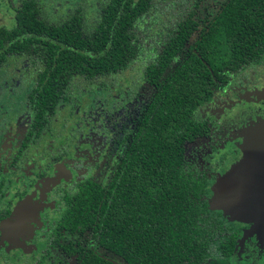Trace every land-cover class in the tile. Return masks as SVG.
I'll use <instances>...</instances> for the list:
<instances>
[{"label":"trees","instance_id":"1","mask_svg":"<svg viewBox=\"0 0 264 264\" xmlns=\"http://www.w3.org/2000/svg\"><path fill=\"white\" fill-rule=\"evenodd\" d=\"M42 1L24 0L14 27L0 30V48L23 47L43 64L38 112L57 81L112 74L136 59L155 88L122 173L97 200L79 196L66 216L97 247L76 248V264H226L233 235L203 198L207 182L183 161V143L207 134L195 109L227 75L261 60L264 0H223L201 22L194 15L204 0H92L93 16L71 8L53 23L41 18Z\"/></svg>","mask_w":264,"mask_h":264},{"label":"flooded vegetation","instance_id":"2","mask_svg":"<svg viewBox=\"0 0 264 264\" xmlns=\"http://www.w3.org/2000/svg\"><path fill=\"white\" fill-rule=\"evenodd\" d=\"M13 1L17 6L11 9L10 22L8 25L0 24V30L10 31L16 23V13L24 0ZM91 1L77 0L70 3L68 0L61 14L51 10L53 4L49 0L42 1L40 8L45 11L46 17L41 18L53 23L71 8H83L87 15L93 16L96 13L93 7L99 4ZM198 8L194 15L198 22L208 20L214 14L208 19H197ZM9 44L4 43L0 48V73L10 58L18 57L29 60L24 64L25 68L37 69L31 87L23 93V97H20L22 99L15 98L21 94L22 87L13 89L6 79L0 83V264H37L39 261L43 264L47 261L49 248H55L69 264H76V248H93L97 251V247L85 232L73 233L66 225V216L79 196L88 202L97 200L100 191L109 187L115 173H122L118 165L124 155L123 150L127 148L155 88L146 80L143 67L138 63L139 59H136L112 74L99 73L88 79L78 74L65 81H57L60 84L52 85L60 87L54 88L53 96L47 99V105L42 106L38 112L33 95L37 91L40 93L44 85V80L39 82L43 64L37 55L23 47L17 51L9 50ZM263 58L264 54L259 62L227 75L222 87L214 91L211 99L199 105L193 113L195 121L204 123L207 134L183 143V161L192 173L205 177L208 193L203 198L208 203L210 185L239 159L240 145L248 131L247 127L241 130L230 128L226 134H221L225 143L220 148L209 150L203 159L200 156L194 158L186 155V146L197 140H208L210 136L208 121L197 119L196 115L202 108L204 113L217 115L212 108L217 103L215 100L221 99L218 102L221 115L226 116L232 107L238 106L249 111L245 113L248 116L246 120L258 122L264 118V73L256 75L249 84L246 83L245 72L240 74L247 69L250 73L256 70ZM122 72H128L130 76L132 73L140 75L150 92L139 104L130 127L117 132L113 140L114 159L104 163L107 156L105 122L121 104L119 101L123 100L119 99V94H114L118 96L117 102L113 101V96L106 94L99 97L98 94L107 88L108 80H114ZM129 82V79H123L124 84ZM92 84L97 87L90 94L85 86ZM135 96L140 97V93ZM77 97L88 100L80 106ZM13 105H21L24 110L14 108ZM61 111L62 115L59 116ZM220 156L232 160L226 169ZM262 156L259 153L251 155L250 167L260 164L259 161L264 160ZM101 170L104 171V178L98 181L95 175ZM211 212L219 215L221 224L233 235L231 251L224 258L226 264H264V208L251 203L242 219L225 215L220 210Z\"/></svg>","mask_w":264,"mask_h":264},{"label":"rangeland","instance_id":"3","mask_svg":"<svg viewBox=\"0 0 264 264\" xmlns=\"http://www.w3.org/2000/svg\"><path fill=\"white\" fill-rule=\"evenodd\" d=\"M53 5H51V10L55 11L57 14H61L64 11V5L68 2V0H49ZM222 0H204L196 13V18L201 19V18H207L215 12L217 6ZM12 6V7H11ZM13 6H17V4L13 0H0V24L8 25L11 19V14L12 11L11 9H14ZM55 18V17H54ZM28 61L24 57H18V58H10L5 65L1 69L0 73V83L2 81L7 80L8 84L12 86L13 89H15L17 86L22 87L23 90L21 91V94H19L15 98L17 99H22L20 97H23V93H25L30 87H31V82L33 81V76L35 74V69L36 67H30L29 69L24 67V64H27ZM136 71V70H134ZM245 72L246 74V83H252L255 76L258 74H263L264 73V58L262 62L257 66L256 70H253L251 73L249 70H245L241 72L240 74H243ZM132 73V72H131ZM13 79H12V78ZM123 79H129L130 82L127 84L123 83ZM97 85L92 84L90 86L86 85L85 89L88 91V93H93V91L96 89ZM103 92V94H101ZM150 92V88L145 86L142 78L138 74L132 73L130 76L128 72H122L114 80H108V85L106 89H103L100 91L98 96L104 97L106 94L108 96H113V101L117 102V95L114 94H119V99H122L123 101L121 104H118L116 110L112 111L109 115V118L105 122L106 126V149H107V156L104 160V163H107L113 158V153H114V143L113 140L117 137V132L121 129H128L132 123V117L134 116L139 104L141 103L142 100L145 99V97L148 95ZM140 93V97H136V94ZM77 100L80 106L84 104V102H87V98L85 99L84 97H77ZM221 100V99H220ZM220 100L216 101V104H214L212 111L213 113H217V115L213 116L211 114H207L202 112L203 108L201 109L200 112L197 113L196 118L197 119H204L208 121L207 123L209 124L210 128V136L208 140H197L191 144H188L186 146V155H191L192 157H197L200 156L205 158L206 153L209 150H215L216 148H220L222 144L225 143V139L222 137L221 134H226L228 130L231 129H244L247 127L248 134L245 135L242 144L240 145L241 151L239 152L238 156L239 159L235 161L234 163L231 164L232 160H225L222 158L224 168L228 165L229 168L232 167L235 163H237L239 160H241L243 157V151H242V145L243 143L247 146L249 144L250 146L255 148V146H260V143L264 144V131L262 132V136H259L258 138H253L252 134L260 129H256V125L258 124H264V118L260 119L258 122H254L251 119H248V116H246L245 113H248L249 111L243 108H238V106L232 107L231 111L226 113L227 115H221L219 112L220 110ZM14 108H20L21 111L24 110V107L21 105H13ZM206 108V107H205ZM220 113V114H219ZM62 115V111L59 112V116ZM62 119V118H61ZM247 136H250L249 138L246 139ZM260 148V147H258ZM207 150V151H206ZM252 154H254L253 149H250ZM205 153V154H204ZM251 156V154H249ZM248 156V157H250ZM253 156V155H252ZM219 157L218 159L221 160ZM227 162V164H226ZM211 163V160H210ZM101 165L103 166V163L101 161ZM210 166V165H209ZM220 168V167H219ZM226 171H228V169ZM250 168L249 164H246V170ZM225 171V172H226ZM224 172V173H225ZM223 173V174H224ZM104 171H98L95 175L96 180L102 181L104 178ZM223 174H219L218 176L221 177ZM218 177V178H219ZM217 178V179H218ZM216 179V180H217ZM215 180V181H216ZM215 181L210 185L209 187V192L211 198L212 192H211V187L215 183ZM236 206V204L234 205ZM234 206L231 207L230 209V216L233 218H237V213L240 212V210L236 209ZM213 210H220L221 209H216L214 208ZM228 215V214H225ZM244 218V217H242ZM39 264H42L40 261L38 262ZM37 263V264H38ZM43 264H69L68 260L63 257V255H59L57 251H55V248H49L48 252V258L47 261Z\"/></svg>","mask_w":264,"mask_h":264},{"label":"water","instance_id":"4","mask_svg":"<svg viewBox=\"0 0 264 264\" xmlns=\"http://www.w3.org/2000/svg\"><path fill=\"white\" fill-rule=\"evenodd\" d=\"M255 128L260 130L254 132L252 137L262 136L264 124L260 123ZM249 137L247 136L246 139ZM248 146L250 145L246 146L243 143L241 147L243 158L230 167L212 185V196L209 199L210 208L221 209L224 214L228 215H231L230 209L236 204L234 207L240 210L236 214L239 219L246 216V210L251 203L258 208H264V160L245 171L246 164H249L251 159L248 156H250L249 154L253 155L250 149H253L254 155L263 154L261 158H264V144L260 143V146H255V148Z\"/></svg>","mask_w":264,"mask_h":264}]
</instances>
